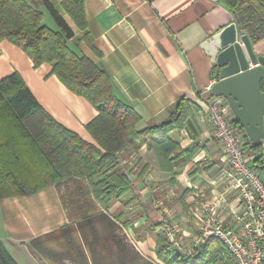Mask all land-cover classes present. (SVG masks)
<instances>
[{"label":"crops","instance_id":"obj_1","mask_svg":"<svg viewBox=\"0 0 264 264\" xmlns=\"http://www.w3.org/2000/svg\"><path fill=\"white\" fill-rule=\"evenodd\" d=\"M44 13V24L57 30L45 0H25ZM73 30L69 46L89 58L111 78L115 96L142 117L144 130L170 118L169 109L180 99L192 104L183 127L170 137L179 154L168 168H160L156 155L144 146L138 154L128 150L121 165L129 172L132 190L109 209L96 198L90 182L72 177L23 197L0 201V239L18 264H165L157 254V238L172 236L190 253L199 231L196 194L219 208L230 224L238 207L229 191L222 147L202 99L218 79L202 44L232 23V12L219 0H86L87 29L78 28L62 6L47 0ZM237 24V23H236ZM239 36L243 35L237 25ZM264 57V38L253 44ZM52 67L33 68L25 53L0 43V81L21 74L43 108L64 127L94 142L86 129L97 110L68 90ZM235 117V116H234ZM261 150L245 136L251 166L264 180V139ZM262 158L261 164H256ZM221 199V200H220ZM236 225V224H235ZM217 241L211 248L221 247Z\"/></svg>","mask_w":264,"mask_h":264},{"label":"trees","instance_id":"obj_2","mask_svg":"<svg viewBox=\"0 0 264 264\" xmlns=\"http://www.w3.org/2000/svg\"><path fill=\"white\" fill-rule=\"evenodd\" d=\"M86 0H62V6L78 28L87 29ZM233 14L242 34L252 45L264 38V0H219ZM58 29L44 24V13L25 0H0V43L22 50L34 69L52 67L64 86L86 99L98 115L86 129L94 142L84 140L56 121L40 104L17 71L0 81V201L37 194L72 177L87 179L106 209L132 190L122 154L147 146L160 168H168L180 152L170 137L183 127L193 104L180 99L169 109L170 118L139 130L141 115L113 92L110 75L68 44L74 36L62 16L45 0ZM233 121L240 124L236 117ZM260 152L261 143L254 144ZM262 158L256 164H261ZM214 239L193 253L172 251L164 233L157 238V254L165 264H223ZM0 264H18L0 239Z\"/></svg>","mask_w":264,"mask_h":264},{"label":"built area","instance_id":"obj_3","mask_svg":"<svg viewBox=\"0 0 264 264\" xmlns=\"http://www.w3.org/2000/svg\"><path fill=\"white\" fill-rule=\"evenodd\" d=\"M201 93L202 99L213 97L208 103L207 116L222 147L227 166L226 180L230 192L237 195L238 207L230 224L220 215L203 192L196 194L200 211L196 214L199 231L193 237V253L205 241L216 240L221 245L218 256L224 264H264V180L247 160L244 128L233 121L234 113L229 102L212 93V86ZM207 94V96H206ZM221 200V199H220ZM171 240L182 251V246Z\"/></svg>","mask_w":264,"mask_h":264},{"label":"water","instance_id":"obj_4","mask_svg":"<svg viewBox=\"0 0 264 264\" xmlns=\"http://www.w3.org/2000/svg\"><path fill=\"white\" fill-rule=\"evenodd\" d=\"M201 47L216 69L213 95L229 102L250 141L260 143L264 139V57L254 53L247 36H239L236 23Z\"/></svg>","mask_w":264,"mask_h":264},{"label":"rangeland","instance_id":"obj_5","mask_svg":"<svg viewBox=\"0 0 264 264\" xmlns=\"http://www.w3.org/2000/svg\"><path fill=\"white\" fill-rule=\"evenodd\" d=\"M171 242H173L172 240H171ZM218 243V242H217ZM192 245H193V241H192ZM220 246V245H219ZM193 247V246H192ZM192 247H191V250L190 251H192ZM183 248V247H182ZM184 249V248H183ZM215 249H218V251H221V247H214L213 249H212V251H214ZM182 252V251H181ZM223 263V262H222ZM224 264V263H223Z\"/></svg>","mask_w":264,"mask_h":264}]
</instances>
